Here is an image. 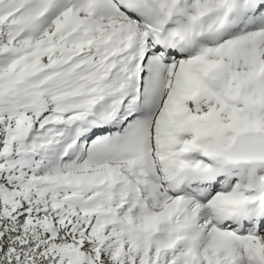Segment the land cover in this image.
<instances>
[{
    "label": "snow or ice",
    "instance_id": "snow-or-ice-1",
    "mask_svg": "<svg viewBox=\"0 0 264 264\" xmlns=\"http://www.w3.org/2000/svg\"><path fill=\"white\" fill-rule=\"evenodd\" d=\"M0 264H264V0H0Z\"/></svg>",
    "mask_w": 264,
    "mask_h": 264
}]
</instances>
